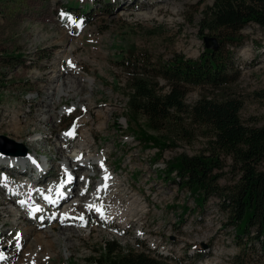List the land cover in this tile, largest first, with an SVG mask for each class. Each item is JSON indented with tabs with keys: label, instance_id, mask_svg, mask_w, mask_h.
<instances>
[{
	"label": "rangeland",
	"instance_id": "374dc122",
	"mask_svg": "<svg viewBox=\"0 0 264 264\" xmlns=\"http://www.w3.org/2000/svg\"><path fill=\"white\" fill-rule=\"evenodd\" d=\"M68 1L71 0L0 1V122L9 123L20 119L21 127L25 130L40 127L45 131L43 138L38 131H34L22 140L15 137V132H6L10 128L0 127V136L15 141L26 151L25 155L17 157L0 153V157H25L28 153L27 139L51 137V145L45 146V153L39 158L35 155L32 166L37 169L35 164H41L45 170H49V184L58 187L57 194L60 191L71 194L73 188L64 186L67 175L65 178L61 175L67 171V165L49 163L44 154L49 153L54 161L60 143L65 154H71L74 151L72 146L79 142L77 136L84 134L91 144L88 152L95 153L94 161L104 158L109 171L123 180L128 192L138 194L136 197L140 199L142 209L133 218L136 229L126 234L123 223L116 219H101L100 214L96 213V206L89 211L79 206L70 215L83 217L82 223L86 227L83 232L74 233L70 239H65L58 234L59 229L65 227L61 215L57 217L60 221L56 223L55 215L48 211H44L42 217L28 221L31 203H35L34 206L40 207V210L42 205L52 210L53 206L48 205V201L56 200V195L53 196L56 189L48 191V187H43L34 193L35 188H30L26 195L30 200L22 199L26 210H19L22 217L18 222L10 218L4 227L1 224L3 217L0 216V254L9 259L7 264H89L88 260L105 242L114 241L124 251H143L145 246L151 253L181 260L182 264H264V252L260 244L246 237L240 240L235 237L233 225L220 199L211 198L202 208L196 207L187 189L163 179V169L168 162L180 155L191 157L205 152L208 145L202 133L186 121L185 128L192 136L190 142L182 134L174 137L164 134L167 147L160 152L157 148L146 149L142 142L135 141L130 136L132 131L127 128L124 118L129 91L127 77L117 64L121 54L145 51L163 60L177 54L196 60L205 49L201 37H208L205 32L203 35L199 32V22L203 10L212 6L214 0H116L110 7L98 1L88 22L82 21L77 11H66ZM240 34L243 45L236 53L239 80L223 90L190 88L185 102L192 106L202 98L219 100L229 96L242 103L240 119L244 125L262 127L264 32L259 26L250 24ZM62 64L65 65L63 68ZM50 66L60 67L69 76L82 82L85 86L82 97L91 98L94 95L102 101L96 108L90 105L96 115L101 114V119L94 125L96 129L99 128L95 134L90 133V127L82 125L84 120L89 121L92 117L83 111L87 104L83 106L74 99L66 102V98L59 97L61 93L67 94L65 88H56L57 83L46 86L45 81L39 79L42 74H54L48 69ZM92 86L96 90L93 95L90 91ZM54 88L59 95L52 100ZM42 89L47 91L43 97L40 96ZM101 96L105 99L102 100ZM40 101L44 105L58 104L54 109V119L47 126L38 122V119L47 116L38 115L37 104ZM68 109L73 111L69 113ZM111 110L115 111V116L111 115ZM96 115L93 116L96 118ZM67 119L72 124L68 130L64 124ZM140 124L144 125V122L140 121ZM51 131L54 133L51 134ZM70 132L74 142L66 148L67 144L61 140H65ZM0 144L12 148L5 141L0 140ZM228 166L229 162L220 180L223 187L232 185L234 178ZM88 167L87 170H90L92 165ZM260 169L264 170V162ZM4 170H0L1 177L6 174ZM90 174L94 175L93 172ZM35 175H31L33 183L36 181L33 180ZM79 179H73V183L76 180L74 184H77L75 191H84L83 181ZM90 187L89 194L93 195L92 185ZM9 189L6 184L0 196L8 194ZM12 191L17 197L21 196L16 190ZM111 192L109 190L106 194ZM17 199H14L15 202ZM102 202H105L104 198ZM7 203L13 205L10 200ZM111 208L108 204L107 209ZM186 209L188 211L185 212ZM46 218L58 228L48 238L54 246L41 252L34 262L29 254L36 247L30 248V243L35 235L48 230L37 226ZM22 230L23 236L20 235ZM9 244H12L11 247ZM238 255L240 259L235 263L234 258Z\"/></svg>",
	"mask_w": 264,
	"mask_h": 264
},
{
	"label": "trees",
	"instance_id": "16d2710c",
	"mask_svg": "<svg viewBox=\"0 0 264 264\" xmlns=\"http://www.w3.org/2000/svg\"><path fill=\"white\" fill-rule=\"evenodd\" d=\"M98 1L110 7L116 0H71L66 11H77L79 18L88 22ZM202 13L199 32L216 39V50L203 49L196 60L179 54L163 60L145 51L122 53L118 58L129 91L124 118L135 141L160 152L167 147L164 134H182L190 142L192 136L185 122L198 129L207 139L205 152L191 157L180 155L168 162L163 179L187 189L196 207L202 208L211 198L220 199L235 237L260 244L264 252V170L260 169L264 162V126L244 125L240 119L242 103L229 96L202 98L192 106L185 102L190 88L223 90L239 80L236 53L243 45L240 33L250 24L264 32V0H214ZM64 124L67 129L72 127L68 119ZM227 162L234 178L232 185L223 187L220 180ZM144 248L124 251L115 241L105 242L88 263L182 264L181 260ZM239 259L240 255L234 262Z\"/></svg>",
	"mask_w": 264,
	"mask_h": 264
},
{
	"label": "bare ground",
	"instance_id": "6f19581e",
	"mask_svg": "<svg viewBox=\"0 0 264 264\" xmlns=\"http://www.w3.org/2000/svg\"><path fill=\"white\" fill-rule=\"evenodd\" d=\"M162 2V1H161ZM75 62V60H74ZM58 66V65H57ZM65 65L62 64L61 68H63ZM53 71V75H47V74H42L40 76V80H44L46 83V86H51L53 83H57L56 88L63 87L65 88V92L67 94H60V98H66V102L68 100H77L76 102L81 103L85 108L83 109L84 112H88L90 114L91 120H84L82 122L83 126H88L90 127L89 131L93 135L97 131H99V128H95L94 125L95 123L101 119V114L96 115L97 113L94 112L93 109L90 108V105L93 104L96 107L100 106L102 101L96 99L93 97L95 93V88H90L91 95H93L91 98L89 97H82V92L85 88L84 84L77 80L76 78H73L68 75L67 71H63L59 67V69L56 66H50L48 69ZM53 68L55 70H53ZM82 81V80H81ZM45 87V86H44ZM47 88V87H46ZM54 88V93H53V99L59 95L58 90ZM99 92V91H98ZM97 93V92H96ZM101 93V92H100ZM47 94V91L45 89L40 90V96H45ZM79 97V98H78ZM103 96H101L102 98ZM78 98V99H77ZM105 99V98H104ZM102 98V100H104ZM112 102V101H111ZM110 103V102H109ZM38 106V115L40 114H45L47 115L46 117H43L41 119H38V122L43 125H48L52 120L54 119L55 113L54 109L57 108L58 104L57 103H50L49 105H44L41 103L37 104ZM111 115L115 116V111L111 110L110 111ZM96 115L97 117L95 118L93 115ZM21 120L17 119V121L5 123L4 121L0 122V127H8L10 128L9 131H6L10 134L15 132V137L24 140L25 138L29 137L34 133V131H38L41 135L45 134V131L38 127L37 129L33 130H25L24 128L21 127ZM49 130V129H47ZM51 134L54 133V131L50 132ZM71 133V132H70ZM72 134V133H71ZM79 142L73 145V140L71 135H68L65 138V140L62 139L63 143H66L68 148L69 146L73 145L72 147L74 148L73 152L69 155L65 154L64 149L62 148V144L60 143L59 148L57 149V156L55 157L54 161L48 154H44V158L47 159L49 163L53 164H58V165H67L68 169L67 171H64L61 173V175L65 178L67 175V183L64 184L66 187H72L71 194L65 193V192H58L57 190L58 187L54 188L52 185L49 184L51 182V179H49V166L41 165V164H35L36 168L32 166L34 164V157L35 155H38V158L42 153H45V146L51 145L52 139L51 137H47L45 139L42 138H29L27 139V145H28V153L25 157H21L18 159H9V158H1L0 157V170L5 169L4 172H6L4 177L0 176V192L4 190V187L6 184L10 188L8 191V194L1 195L0 196V216L3 217V220L1 224L5 227L7 222L9 221L10 218H13L14 222H18L22 214L19 211L20 209H24L23 212L26 210V207H23L25 204V201L30 200L29 197L26 195L29 193L30 188H35V192L41 190L43 187H48V191L55 190V193L53 196L56 195V200L48 201V205L53 206L52 210H49L45 208L42 205V210L36 209L34 212L31 213V216L28 217V221H33L34 218L37 217H42V214L44 211H48L49 214H54L55 219L54 223L57 221H60L59 215L63 216V222L65 227H61L59 229L58 234L63 235L65 239H70L71 236H73L74 233H79L83 232L84 224L82 223V219L78 216H73L70 215L72 214V210L81 206L83 207L84 210L89 211L93 210V207L96 206V213L99 215L100 218H108V220H118V222H121L125 226L126 234L134 231L136 229V221L133 220L134 217L139 215L141 211V201L136 197L138 194H130L126 188L125 183L123 182L122 179H119V177H116L112 171H109L108 166H107V161L102 158L101 160L94 161L93 156L95 153L92 151L88 152V149H90L91 144L87 139V136L84 134H79L78 136ZM70 144V145H69ZM98 151V148H95ZM83 157V159H81ZM65 162H63V161ZM82 160V161H81ZM40 162H44V160H40ZM84 162V166L83 165ZM88 165H92L90 170H87L89 167ZM62 169V168H61ZM1 172V171H0ZM90 172H93L94 175H89ZM36 174L35 178L33 180L35 183L31 181V175ZM77 178L79 181L81 178L82 185L84 186V191H75V187L77 188V184L73 183V179ZM107 177V179H105ZM64 183V182H63ZM107 185V187H104V185ZM92 185V194H89V189L91 188L90 186ZM39 186V187H37ZM63 189V188H62ZM99 189V191H98ZM12 190H16L17 194L21 195L20 197H17L16 194L13 193ZM111 190V194L107 195L106 193ZM12 191V192H11ZM83 193V194H82ZM89 194V195H88ZM50 196V195H49ZM89 198L87 199V197ZM18 198V199H17ZM105 199V202H102V199ZM14 199H17V202H15ZM23 199V200H22ZM87 199L86 204H84V200ZM10 200V204L7 203V201ZM13 201V202H11ZM44 202V200H42ZM110 204L112 206L111 209H107V205ZM35 203H31L29 207V211L31 212V208H34ZM88 205H92L91 208L88 209ZM41 206V205H38ZM88 209V210H87ZM18 213H17V212ZM81 216L80 214H78ZM70 219L71 221H68ZM12 220V219H11ZM38 223V222H37ZM39 228L43 229H48L44 231L43 233H38L35 235V237L31 240L30 243V248L31 247H36V250H34L32 253L29 254V257H31V261L37 260L39 258V254L41 252H45L46 250L49 249V247H53L54 243H51V241L48 240L49 236L53 233H55L58 228L53 222H49V220L43 219L41 222L38 223L37 225ZM66 226H69L66 227ZM140 231V228L139 230ZM24 231H21V236H23ZM125 233V232H124ZM55 237L56 234H55ZM58 238V237H57ZM23 239V238H22ZM23 241V240H22ZM12 244H9L11 247ZM6 256H3V254H0V264H7L9 259L4 258ZM23 264V263H22Z\"/></svg>",
	"mask_w": 264,
	"mask_h": 264
},
{
	"label": "water",
	"instance_id": "95a60500",
	"mask_svg": "<svg viewBox=\"0 0 264 264\" xmlns=\"http://www.w3.org/2000/svg\"><path fill=\"white\" fill-rule=\"evenodd\" d=\"M204 41V48L207 50H216L217 49V41L214 37H205L203 39ZM0 140L5 141L11 145V149L0 144V152L9 155V156H21L25 155L26 151L23 150V147L16 143L15 141L5 137V136H0Z\"/></svg>",
	"mask_w": 264,
	"mask_h": 264
},
{
	"label": "snow or ice",
	"instance_id": "6c2138e0",
	"mask_svg": "<svg viewBox=\"0 0 264 264\" xmlns=\"http://www.w3.org/2000/svg\"><path fill=\"white\" fill-rule=\"evenodd\" d=\"M62 15H63V14H62ZM69 65L72 66V65H71V61H69ZM68 111H69V113H71V111H73V109H68ZM68 134L71 135V133H68ZM105 179H107V177H105ZM104 187H107V185L105 184ZM98 191H99V189H98ZM82 194H83V193H82ZM87 207L91 208L92 205H88ZM81 219H83V217H81Z\"/></svg>",
	"mask_w": 264,
	"mask_h": 264
}]
</instances>
